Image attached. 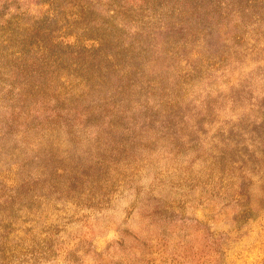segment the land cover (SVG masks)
<instances>
[{
  "label": "rangeland",
  "instance_id": "obj_1",
  "mask_svg": "<svg viewBox=\"0 0 264 264\" xmlns=\"http://www.w3.org/2000/svg\"><path fill=\"white\" fill-rule=\"evenodd\" d=\"M182 1L0 0V264H264V0Z\"/></svg>",
  "mask_w": 264,
  "mask_h": 264
},
{
  "label": "trees",
  "instance_id": "obj_2",
  "mask_svg": "<svg viewBox=\"0 0 264 264\" xmlns=\"http://www.w3.org/2000/svg\"><path fill=\"white\" fill-rule=\"evenodd\" d=\"M194 1L195 0H183L181 3H180V6L182 7V13L183 12H185V10L187 9L186 7H188V8H192L191 6H192V4H193V6H194ZM196 1H198V0H196ZM198 5V4H197ZM220 5V4H219ZM219 5H218V7H219ZM200 5H198V7H199ZM180 7V8H181ZM114 11H118V9H114ZM178 11H181L179 8H178ZM76 39L78 40V38L76 37Z\"/></svg>",
  "mask_w": 264,
  "mask_h": 264
}]
</instances>
